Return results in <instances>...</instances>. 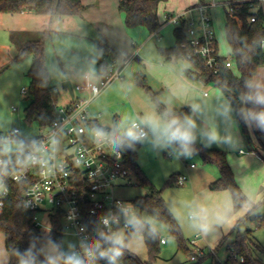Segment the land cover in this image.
<instances>
[{"label": "trees", "instance_id": "trees-1", "mask_svg": "<svg viewBox=\"0 0 264 264\" xmlns=\"http://www.w3.org/2000/svg\"><path fill=\"white\" fill-rule=\"evenodd\" d=\"M165 0H120L119 11L124 15V21L128 28L137 26L146 27L150 33L156 32L168 22V19L161 21L159 17V7ZM203 1V0H201ZM256 2L242 3L235 11L234 15L227 12L225 23L226 38L229 43L233 63L231 67L225 65L227 57L221 56V68L218 73L211 70L198 55H194V49L188 36V22L186 19L176 25L173 30L174 43L169 47L160 48L165 61H177L185 59L189 61L192 68L186 69V74L191 79H196L205 83H214L215 86L228 98L233 107L237 120L241 125L243 139L245 143L253 148L255 152L258 149L252 141L249 128L239 117V111L242 107L241 96L246 91L245 82L249 79H255L258 70L264 65V9L261 6L258 10H253ZM86 6L82 0H0V13L19 14L24 11H32L37 14H48L52 17L80 16L83 14ZM255 16V21L251 18ZM237 17L241 20L237 19ZM51 31L44 30L38 32L32 37H26L19 44L14 61H22L31 57L32 63L26 76L29 79L27 89L29 104L25 109V120L29 124L38 123L39 126L48 125L54 119L57 108L60 105V93L54 86L48 84L49 70L46 62V41ZM98 53L99 73L104 68L111 66L119 68V73L126 65L128 58L107 40L98 38L96 40ZM189 56H191L189 58ZM238 72V73H237ZM110 74V73H109ZM107 79L111 77L107 75ZM134 82L144 86L151 94L156 103L158 114L172 110L178 114L189 112V106L182 108H168L156 92L148 84L147 74L143 71L136 72L133 76ZM95 128H103L106 132H111L104 127L98 119L91 123ZM259 146L264 147L260 132H256ZM126 155V165L133 172L136 178L137 186L144 188L146 192L137 196L133 202L139 207V214L146 213L157 222L165 224L170 234L176 239L178 250H182L188 256L197 255L195 247L189 245V239H186L182 229L174 217L171 210L167 207L163 197V188H158L145 174L137 161L136 153L126 145L122 147ZM196 153L205 164H215L219 170V176L209 183V188L214 191L228 190L231 193L234 209L237 211L245 206H250L248 212L238 219L233 231L236 236L229 240V235L223 236L217 249L226 244L227 258L224 262L215 261L214 264H264V246L253 237V230L246 229L241 232L240 224L243 221L250 220L256 226H264V215L255 214L256 206L246 195L239 185L235 173L228 161L227 152L219 148L205 147L202 144H196ZM179 173H173L167 184L179 185ZM84 199L85 223L91 232L96 230V222L89 215L90 199L86 190L82 191ZM36 213L26 209L23 205L22 186L17 183L10 184V195L6 202L4 213L0 216V232L5 235V247L8 252V264H17L14 252L19 249L21 252L28 249L34 237L40 238V241L51 238L55 242H61L64 236L61 218L59 215L52 218V230L46 235L35 224ZM131 231V230H129ZM96 236V235H94ZM148 251V258L142 260L132 250L125 253L122 259L123 264H156L161 254L162 237L158 228L152 233H145L143 236ZM40 243L36 245V251H39ZM214 257V254H210ZM207 256L198 258L191 264H201ZM43 260V257H38Z\"/></svg>", "mask_w": 264, "mask_h": 264}, {"label": "rangeland", "instance_id": "rangeland-1", "mask_svg": "<svg viewBox=\"0 0 264 264\" xmlns=\"http://www.w3.org/2000/svg\"><path fill=\"white\" fill-rule=\"evenodd\" d=\"M213 1L218 2L217 5L211 7L210 11L220 53L224 57H231L232 52L225 31V23L229 7L224 5L221 2L222 0H165L159 7V17L161 21H164L169 14L177 15L180 14L181 10H187L200 3L209 4ZM83 4L85 6L87 5L84 2ZM261 6L264 9V3H262L256 4L253 7V10H258ZM195 16H198V14L196 13ZM50 17L51 16L48 14H37L35 12L23 14L0 13V45L4 44L11 47L10 54L14 58L15 49L10 44V32L12 30H25L26 32L24 36L23 34H19L18 37H32L34 34L44 31L42 30L43 24L46 21L48 23ZM66 18H72L71 21H78V18L75 16L55 18L58 21H53L55 31L49 35L46 41V62L49 69L48 84L50 86L56 85L59 90L60 105H63L68 98V95H70L67 89L63 86L64 80L70 81L72 86L76 87L77 85H83L86 74H90L91 80L98 84H100L102 80H107L108 78L106 75L101 77L99 75L95 41L100 33L98 35H93L94 33H91L90 22H88V24L82 23L81 26L83 30L77 32L78 30L72 29L74 25L73 23L67 25L68 27L64 26L63 19ZM123 24L126 31H128V29H139L138 31H142L146 36L151 34L144 26L128 28L124 20ZM176 25V23L168 21L160 29V38L155 36V34H152L151 43L143 50V53L139 55L144 64L142 62L140 63V59L135 58L132 53V49L135 50L141 46L142 41L140 38L142 37L138 36V38H136L130 36L129 44H127L126 47L127 52H124L126 54L125 56L128 58L126 67L120 73V77L114 78L92 101L90 108L91 116L100 115V123L104 127L112 126L115 123L119 126L125 121V118L131 120L146 114H158L156 103L151 94L144 86L137 84L133 80L134 74L143 69L147 73L148 84L154 91L159 92L160 101L167 107L173 106L179 93L175 86L178 84V81L174 78L173 72L168 73L164 70H159L154 62L159 57L164 60L160 48L173 45V30ZM132 40L137 43L135 47L131 45ZM145 51L150 53L148 54V57L145 55ZM31 60V57H27L22 61H11L7 64L10 65L8 69L0 73V132L9 131L13 127H19L25 137H33L41 132V126H39L38 123L29 124L25 120V109L29 104V93L23 94L21 92L23 87L26 89L29 87V79L25 75V72L29 68ZM174 63L176 64L175 67L179 69L181 73H184L185 68L192 67L189 61L185 59H179L177 63ZM259 71H262L261 73L264 74V66L261 67L258 72ZM196 82L201 83V85L204 86L202 91H200L201 94L204 91H208L212 95L216 88L221 91L214 83H205L199 80ZM161 85L164 87L161 88ZM77 95L86 98L91 97L88 92H78ZM199 96V94L195 95L196 98ZM13 106L18 107L19 111L16 113L13 112ZM178 106H180L179 108L184 107V105ZM246 148L249 149V146L246 145ZM131 150L136 153L137 161L147 177L158 188L164 189L163 197L166 205L178 221L184 237L186 239L193 237L197 231L191 227L188 209L190 205L194 206L199 203L192 189L191 183L194 182L196 178V183L201 184L205 179V169L211 167L218 171V167L215 164H205L199 155H193L191 158L175 159L167 151L154 150L151 143L148 141L140 145L136 144L134 149L131 148ZM191 163L197 164L198 167L195 170L196 175L194 176H190L191 174L189 175ZM252 170V180L249 182L248 187H246L247 191H243L251 201L257 205L255 214L264 215V164L258 162V164L253 165ZM178 172H180V175L188 177L186 183L184 185L179 184L172 186L167 184L170 176L173 173ZM132 183L133 185L131 186L116 189V195L121 198L133 200L135 197L143 195L146 192L144 188L135 185V176H132ZM205 206L210 212H216V207L213 203L205 201ZM249 209L250 207L242 208L238 212H235L233 209L235 214L230 219L231 227H228L226 231V235L230 234L228 241L235 238L236 231H233V228L238 219L244 216ZM143 215L148 216L146 213H143ZM156 225L161 237L166 240V242H163L161 245V254L156 264L193 263L190 260V256L182 250H178L177 241L170 234L168 227L157 221ZM219 225L220 224H213V227ZM246 229H252L253 237L264 246V226L258 227L254 222L246 220L240 224L239 230L243 232ZM42 233L46 235L48 232L42 230ZM79 241L80 239L77 236L64 233L61 242L63 243L64 249L68 250L69 245L76 244L78 246ZM193 247L196 249V245ZM132 251L142 260L148 258V251L143 238H133ZM206 252L207 257L201 264H214L213 262L215 261L224 262L227 257L226 244L221 245L217 249L214 257L209 255L210 250ZM8 260L9 256L5 247V235L0 232V264H8ZM121 264L123 263L121 262Z\"/></svg>", "mask_w": 264, "mask_h": 264}, {"label": "built area", "instance_id": "built-area-1", "mask_svg": "<svg viewBox=\"0 0 264 264\" xmlns=\"http://www.w3.org/2000/svg\"><path fill=\"white\" fill-rule=\"evenodd\" d=\"M221 2L228 6V12L234 15L242 3L262 4L264 0H222ZM217 3L216 1L209 4L200 3L186 12L167 15L168 21L176 24L182 19L187 20V32L194 55L204 59L206 65L215 73L221 68V56L210 9ZM196 13L198 16H195ZM237 19L241 22L238 17ZM255 19V16L251 18L252 21ZM232 63V57H227L225 65L231 67ZM116 77H120L119 71L98 84L86 75L85 84L78 85L77 90H88L91 92V97L76 96L70 103L59 105L52 122L41 126V132L36 136L25 137L19 127L0 132V136L12 135L29 143L35 141L42 149L38 155L48 162L46 167L39 164L17 167L13 174L6 178L7 191L0 194V216L5 211L11 183L22 186L23 205L36 213L35 224L41 230L50 232L53 228L52 218L59 215L63 232L77 236L80 240L95 238L96 235V230L91 232L85 223L83 190L88 192L89 215L96 224L102 214L115 211L118 203L132 204L139 213V207L133 200L118 197L115 193L119 187L133 185L134 174L126 165L127 159L123 148L115 149L107 139L97 141L93 134L95 127L91 124L96 119L91 116V102ZM23 92L26 93L27 89L23 88ZM12 111L18 112L19 108L13 106ZM53 138L58 141L54 148L50 143ZM178 181L183 185L187 177L180 175ZM117 227L123 230L125 227L123 221ZM200 239L201 235L197 234L189 242L194 246ZM165 241L162 238V242ZM203 256V251L197 252V255L190 256V260L194 262ZM101 264L104 262L101 261Z\"/></svg>", "mask_w": 264, "mask_h": 264}, {"label": "clouds", "instance_id": "clouds-1", "mask_svg": "<svg viewBox=\"0 0 264 264\" xmlns=\"http://www.w3.org/2000/svg\"><path fill=\"white\" fill-rule=\"evenodd\" d=\"M246 91L241 96L242 107L239 117L246 126L264 131V78L249 79L245 82ZM231 105L225 101L209 113L200 103H192L189 112L178 114L172 110L162 114H146L136 119L125 118L111 133L103 128L93 129L97 141L110 140L115 149L125 145L135 147L146 141L154 150L167 151L175 159L191 158L197 151L196 144L205 147L213 144L228 145L236 149L241 143L238 127L232 115ZM220 119L226 122L227 130L222 133L216 124ZM53 148L58 141L50 140ZM41 147L35 141L29 143L12 135L0 136V194L6 193V178L17 167L29 165L47 166L38 153ZM117 156L119 152L117 151ZM226 209L223 212L210 210L203 204L190 205L188 216L191 227L206 235L213 224L231 227ZM123 221L124 229L117 225ZM156 221L152 217L141 215L132 204L118 203L115 211H108L99 217L95 238H83L76 244L64 249L62 242L51 238L40 241L34 237L25 251L16 249L14 255L17 264H121L126 252L132 250L133 238H143L144 234L156 230ZM129 229L131 231H129ZM50 231V227H49ZM37 243L41 244L36 251ZM42 256L43 260L38 257Z\"/></svg>", "mask_w": 264, "mask_h": 264}, {"label": "crops", "instance_id": "crops-1", "mask_svg": "<svg viewBox=\"0 0 264 264\" xmlns=\"http://www.w3.org/2000/svg\"><path fill=\"white\" fill-rule=\"evenodd\" d=\"M82 1L87 5H86V9L84 10L82 15L75 16L78 18V21H71L72 18L63 19L64 26H67V25H70L73 23L74 25H73L72 29L78 30L77 32H81L83 30L81 24L82 23L88 24V22H90L91 33H94L93 35H95V34L98 35L100 33V35L97 37V39L103 38V39L107 40L111 45L116 47L124 55H126L124 52H127L126 47H127V44H129L130 36L136 37V38H138V36H141L142 37V38H140V40L142 41L141 46L135 50L132 49V53L134 54L135 58L140 59V63L142 62V59L140 58L139 55L141 53H143V50L151 43V40H152L151 38L153 36L152 34H155V36L160 38L159 32H160V29L162 27L157 31V33L153 32L149 36H146L144 33H142V31H138L139 29H128V31H126V29L124 28V24H123L124 15L121 12H119V9H118L120 0H82ZM96 4H98V5H96ZM189 9L181 10L180 13L186 12ZM23 13H34V12L24 11L21 14H23ZM55 18H57V16L56 17L51 16L48 23H47V21H46L47 19H46L45 20L46 22L43 24L42 30H49V31H51L50 34H52L55 31L53 21L55 20L56 22H58L57 19H55ZM58 20H60V19H58ZM25 32H26L25 30H12L10 32V44L15 49V55L17 53L19 44L24 40V37L20 38V37H18V35L23 34V36H24ZM95 43H96V41H95ZM136 44L137 43H135L134 40L131 41V45L133 47H135ZM217 44H218V42H217ZM10 49H11V47L6 46L4 44L0 45V73L5 71L6 69H8V67L10 66V65H7L8 63H10L11 61H14L13 56H11V54H10L11 53ZM218 49H219V45H218ZM148 54H150V53L145 51V55L147 57H148ZM219 54L222 56V54L220 53V49H219ZM97 58H98V53H97ZM178 61L179 60H177V61H165V59L163 60L159 57L154 62L155 66H157V68L159 70H164L165 72H168V73L173 72L174 78L177 79V81H178V84L175 86H176V89L179 91V93L177 95V98L175 99L173 106H170L168 108H171V109L172 108H179L180 106H178V105H184V107H185V106H190V104H192V103H200L202 106L205 107V109L209 113H211L216 107H218L220 104H222L225 101H227L230 104V102H229L228 98L225 96V94L222 91H219V89H217V88L213 91L212 95L208 91H204L201 94L200 91H202V88L204 86L201 85V83H197L196 82L197 80L191 79L187 76L185 71H186V69H189V68H185L184 73H181V71H179V69H177L175 67L176 64L174 62L177 63ZM97 62H98V59H97ZM31 63H32V60H31ZM31 63H30V66H31ZM126 65H127V63H126ZM126 65L124 66V68L126 67ZM30 66H29V68H30ZM144 67H145V65H144ZM28 69H27V71H28ZM123 69L121 70V72L123 71ZM117 71H119V68H112L111 66H108V67L106 66L104 68V71L99 73V75H100V77L104 76V75L107 76L110 74L112 76ZM141 71L146 73V71H144V69ZM26 72H25V75H26ZM261 72L259 71L257 73V75L255 76V79L264 78V74ZM86 75H88L90 78V74H86ZM86 75H85V81H86ZM66 81H68V80H64V82H66ZM83 84H85V82ZM52 86H54L57 89L56 85H52ZM77 86L73 87L74 92H75L74 97L78 96L77 95L78 92H83V93L88 92L91 95V92L88 90H83V91L77 90ZM160 87L163 88L164 86L161 85ZM23 88H22L21 92L23 94H27V92L26 93L23 92ZM57 91L59 92L58 89H57ZM67 91H68V93H70V91L68 89H67ZM198 91H199V93H198ZM196 94H199L200 96L196 98L195 97ZM74 97H72L71 93H70V95H68V98L66 99V101L63 105L70 103ZM91 105H92V102L90 104V108H91ZM232 110H233L232 115H233L235 123L238 127V134L241 138V143L239 144V146L236 149H233V148L229 147L228 145L217 146L215 144L210 146V148H219V149L225 150L227 152L228 161H229V163H230V165H231V167L235 173V177H236L239 185L241 186V188H243V190H245V192H246L247 191L246 187H248L249 182L252 180V171H253L252 167H253V165L258 164V162H262L264 164V147L259 146V144L257 142V136H256V132H260L261 140L264 144V131H260L259 129H256L254 126L252 128L248 127L249 132H250V136L252 138L253 143L255 144V147L258 149V152H255L253 150V148H251L250 146H249V149L246 148L247 144L245 143V141L243 139L241 125L239 124V122L237 120V117H236V114H235L233 107H232ZM99 116L100 115L93 116V117L98 119L100 122ZM215 122H216L218 128L220 129V131L222 133L226 132L227 124L225 121L217 119ZM198 143L204 145L201 142H198ZM241 151H243V152H241ZM190 168L191 169L189 171V175L190 174H191L190 176L196 175L195 170L198 168L197 164L191 163ZM205 170H206V173L204 176L205 179L203 180V182L201 184L196 183V178H195L194 182L191 183L192 189L195 193V196L198 199L197 200L198 203L203 204V205H205V201L208 203L209 202L213 203L216 207V211H220V212H223L227 209L228 210V212H227L228 217H229V219H231L233 217V215L235 214V212H238L240 209L237 211L234 209L232 196L228 190L214 191V190H211L209 188V183L219 176V170L217 171V169H214L211 167H209ZM178 173L180 174V172H178ZM187 180H188V177H187ZM119 188H122V187H119ZM125 199H127V198H125ZM248 207H250V206H245L243 208H248ZM233 209L235 210V212L233 211ZM227 229H228V226L220 224L219 226L212 227V230L206 235H203L197 231L195 235H197V234L201 235V239L196 244L197 252L203 251L204 256H207L206 251L210 250V254L212 253L215 256L214 249L220 243L223 236L226 235ZM193 237H190L189 239H192Z\"/></svg>", "mask_w": 264, "mask_h": 264}, {"label": "water", "instance_id": "water-1", "mask_svg": "<svg viewBox=\"0 0 264 264\" xmlns=\"http://www.w3.org/2000/svg\"><path fill=\"white\" fill-rule=\"evenodd\" d=\"M63 86H64L65 88H67V89L70 91L72 97L75 96L74 88H73V86H72V84H71L70 81H66V82H64V83H63ZM117 126H118V124L115 123L114 125L109 126V127H107V128L112 132V130H113L114 128H116ZM137 145H140V144H137Z\"/></svg>", "mask_w": 264, "mask_h": 264}]
</instances>
